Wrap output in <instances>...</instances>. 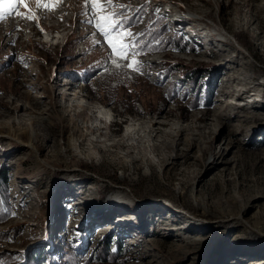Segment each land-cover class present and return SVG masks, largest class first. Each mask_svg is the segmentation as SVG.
Wrapping results in <instances>:
<instances>
[{
	"label": "rangeland",
	"instance_id": "rangeland-1",
	"mask_svg": "<svg viewBox=\"0 0 264 264\" xmlns=\"http://www.w3.org/2000/svg\"><path fill=\"white\" fill-rule=\"evenodd\" d=\"M12 1L0 264H264V0ZM157 18L171 42L141 49ZM106 243L117 256L98 261Z\"/></svg>",
	"mask_w": 264,
	"mask_h": 264
},
{
	"label": "trees",
	"instance_id": "trees-1",
	"mask_svg": "<svg viewBox=\"0 0 264 264\" xmlns=\"http://www.w3.org/2000/svg\"><path fill=\"white\" fill-rule=\"evenodd\" d=\"M146 7H147L146 4L143 3L141 7L137 8V12H135L136 10H133L134 12L128 15L124 25L125 24L134 25V24L139 23V21L142 20V17L146 14ZM123 13H125V11H123ZM160 20L157 18L154 24L149 23L148 26L145 25L144 26L145 28L143 27L144 29L142 30V35L139 38L140 45L144 46V48H141V49H144V50L163 49V47H165V44L167 47V43L171 42L169 37L167 36L164 37V34L165 33L168 34V31L165 26L160 25L161 24ZM150 25L151 27H149ZM158 44H162L163 46L159 48L157 46ZM177 44L178 43H176V45ZM176 49L180 51H184V49L181 46ZM175 69H176L175 65L174 66L170 65L169 68L166 70V73L169 74V72H173ZM192 75L193 74H191V76L186 75L184 72V74H182V78L184 77L188 79L189 84L193 87L194 95H196V92H195L196 91V87H195L196 75L194 77H192ZM7 189L8 187H7V181L5 178V172L4 170H2L0 171V221L7 216V213L4 212L5 206L9 207ZM112 249L113 247L110 245L108 246L107 243L101 244L100 247L96 249L95 251L96 259L98 261L109 260L110 257L111 259H114L117 256V254L112 252ZM0 257L4 259L0 261L1 263L10 262L11 258L9 256L1 254ZM42 257L48 258L49 254L45 250L37 251L35 255H32L30 257L28 264H39V261L42 260ZM48 260L51 261L52 257H50ZM61 263L62 264H81L80 258H78L75 252L72 250H68L65 252V254L62 256Z\"/></svg>",
	"mask_w": 264,
	"mask_h": 264
},
{
	"label": "bare ground",
	"instance_id": "bare-ground-1",
	"mask_svg": "<svg viewBox=\"0 0 264 264\" xmlns=\"http://www.w3.org/2000/svg\"><path fill=\"white\" fill-rule=\"evenodd\" d=\"M12 1V0H11ZM13 2V1H12ZM12 2H10V3H12ZM19 3V2H18ZM3 4H5V2L3 3ZM13 5H15V4H13ZM19 5V4H18ZM97 112V111H96ZM99 113H101V112H99ZM104 113V112H103ZM96 115V114H95ZM98 118H97V120L96 119H94L96 122L97 121H101L102 119H104L103 118V116H97ZM105 117V116H104ZM113 119H111V121H112ZM93 121V120H92ZM103 121V120H102ZM110 121V122H111ZM157 121V120H156ZM94 123V122H93ZM98 123V122H97ZM107 123V122H106ZM96 124V123H95ZM93 124V125H91V127H93V129H97V130H100V128L101 127H98V126H100L99 124ZM134 125V124H133ZM136 128L137 127H131V128H129L125 133H124V135L126 136V139H128V138H132V140H137V144H140V143H142V141H143V139H142V137L141 136H139L138 134H140L141 135V133H139L137 130H136ZM142 128V127H141ZM136 130V131H135ZM142 131H143V129H142ZM148 131V130H147ZM157 131V130H156ZM170 131V130H169ZM155 133V132H154ZM148 134H150V132L148 133ZM128 137V138H127ZM125 139V140H126ZM129 140V139H128ZM106 141V140H105ZM114 141H117V140H114ZM121 142V141H120ZM126 142H128V141H126ZM123 143V142H122ZM144 143V142H143ZM103 144V143H102ZM113 144V143H112ZM130 144V143H129ZM133 144H135V143H133ZM104 145V144H103ZM114 145V144H113ZM132 145V144H131ZM131 145H129V146H131ZM144 145H145V143H144ZM110 146V145H109ZM121 146V145H120ZM113 148V147H112ZM129 148V147H128ZM136 148V147H135ZM137 150V149H136ZM140 152V151H139ZM135 153V152H134ZM142 155V154H141ZM140 157V156H139ZM136 159V158H135Z\"/></svg>",
	"mask_w": 264,
	"mask_h": 264
},
{
	"label": "snow or ice",
	"instance_id": "snow-or-ice-1",
	"mask_svg": "<svg viewBox=\"0 0 264 264\" xmlns=\"http://www.w3.org/2000/svg\"><path fill=\"white\" fill-rule=\"evenodd\" d=\"M0 2H2V0H0ZM109 2H111V0H109ZM96 6H99V5H96ZM5 11H7V10H5ZM2 16H3V13H0V18H2ZM100 19L103 21V20H106L107 17H101ZM98 27H100L105 32V35L108 34L107 33V30L103 29L102 24L101 25H98ZM125 35H131V33H125ZM121 47H123V45H121Z\"/></svg>",
	"mask_w": 264,
	"mask_h": 264
}]
</instances>
